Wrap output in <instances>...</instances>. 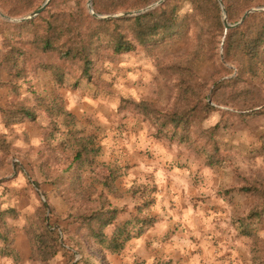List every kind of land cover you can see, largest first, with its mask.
<instances>
[{
    "label": "rangeland",
    "instance_id": "1",
    "mask_svg": "<svg viewBox=\"0 0 264 264\" xmlns=\"http://www.w3.org/2000/svg\"><path fill=\"white\" fill-rule=\"evenodd\" d=\"M9 1L0 0V4ZM33 1L38 8L45 2ZM177 1L181 15L191 12L189 0ZM242 2L244 13L264 7V0ZM70 6V1L60 0L58 8ZM4 22L17 24L0 17V56L9 43L20 37L31 38L19 35ZM196 32L199 35L193 29L187 37L157 47L139 46L122 54L107 51L99 87L84 80L76 83L71 74L58 86L41 70L30 72L18 84L0 87V208L17 211L15 219L6 218L11 253H0V264H41L35 261L31 234L44 202L53 209L50 223L63 229L65 244L76 250L75 242L80 238L74 234L70 214L79 204L74 197L68 201L58 194L61 185H54L52 179L72 157L75 137L82 136L91 137L99 148L92 166L81 170L82 182L100 191L98 181L109 173V167L117 168L122 174L116 182L120 195L107 198L120 210L119 220H130L134 215L157 220L144 235L127 243L120 254L90 248L100 264H147L136 258L147 253L153 258L169 254L190 264L214 260L263 263L264 214L260 219L249 216L253 210L264 208V198L245 188L256 186L264 191V85L254 80L240 83L235 92L248 101L227 99L220 90L208 99L215 110H197L192 116L191 137L203 148L208 146L198 133L218 128L221 165H207L202 151L160 133L148 117L153 108L167 112L175 107L179 82H186L201 94L213 87L215 79L235 76V72L226 75L220 65L224 62V37L219 39L205 28ZM33 56L47 59L41 54ZM3 79L8 77L3 74ZM33 92L59 98L74 117L68 125L62 118L56 119L61 132L54 137L49 136L51 119L40 110L35 111V119L20 118L5 126L2 110L21 101L31 103ZM151 199L154 203L146 206L144 202ZM249 230L253 234L248 236ZM155 262L152 264H173L171 259ZM50 264L73 263L59 254Z\"/></svg>",
    "mask_w": 264,
    "mask_h": 264
},
{
    "label": "trees",
    "instance_id": "2",
    "mask_svg": "<svg viewBox=\"0 0 264 264\" xmlns=\"http://www.w3.org/2000/svg\"><path fill=\"white\" fill-rule=\"evenodd\" d=\"M67 1L71 3L68 9H59L60 0H52L43 13L30 21L17 24L4 22L19 31V35L25 34L31 38L26 40L20 37L15 43H9L0 56V87L18 84L36 70L49 73L52 82L58 86H62L66 77L71 74L76 83L84 80L99 87L105 72L103 61L107 51L122 54L134 51L139 46L157 47L162 43L185 38L193 29L199 35L196 29L199 31L200 28H205L219 39L224 37V62L220 61V65L227 72L226 75L235 72V76L222 81L220 78L215 79L213 87L206 88L201 94L186 82H179L175 107L167 112L153 108L148 117L160 133L170 134L172 138L189 143L195 151H202L207 165H221L216 140L218 128L198 133L208 146L203 148L198 139L191 137L189 122L197 110L209 113L216 109L208 99L220 90L224 96L227 95V99L235 100L241 99L235 92L240 83L254 80L264 85V12L251 14L243 25L225 33L217 0H189L192 9L184 15L179 12L177 0H166L145 14L113 19H96L91 16L86 8L87 0ZM156 1L93 0V6L98 14H116L139 10ZM222 1L229 22L236 23L245 11L242 0ZM37 8L33 0H10L9 3L0 4V9L10 17H20ZM33 54L47 56V59L36 60ZM3 74L8 79L4 80ZM241 100L248 101L249 98ZM36 110L44 112L51 119L50 137L61 132L56 119L62 118L65 125L74 119L59 98L33 92L31 103L21 101L13 108L2 110L5 126L9 127L20 118L35 119ZM254 113L258 114L259 111ZM74 148L69 162L52 182L54 185H61L57 189L58 194L68 201L74 197L79 204L70 216L75 225L74 234L79 236L80 242H75L76 250L65 244V233L60 226L50 223L53 209L44 202L37 211V226L31 234L35 261L41 264H50L59 254L67 257L73 264H100L98 258L90 253V248L110 255L120 254L127 243L144 235L157 222L152 216L135 215L130 220L120 221V210L107 197H119L116 182L122 176L121 172L115 167H109V173L98 181L100 191L91 185L87 186L81 180V170L92 166L99 148L91 137L84 136L75 137ZM245 190L264 198V191L256 186ZM154 201L151 199L144 204L151 206ZM47 209L50 210L49 216ZM263 214L264 208L253 210L249 218L260 219ZM16 217L15 208H0V253H11L12 238L6 229V218ZM252 234L251 230L247 232L248 236Z\"/></svg>",
    "mask_w": 264,
    "mask_h": 264
},
{
    "label": "water",
    "instance_id": "3",
    "mask_svg": "<svg viewBox=\"0 0 264 264\" xmlns=\"http://www.w3.org/2000/svg\"><path fill=\"white\" fill-rule=\"evenodd\" d=\"M166 0H157L156 2L150 4L149 6L139 9V10H132V11H126V12H121V13H117V14H98L94 11V7H93V0H88L87 2V8L89 13L96 19H113V18H121V17H135V16H139L142 14H145L153 9H155L156 7L160 6L161 4H163ZM51 2V0H45V2L42 4V6L40 8H38L37 10L31 12L30 14L20 17V18H11L9 16H6L5 14H3L0 11V17L6 21L12 22V23H23V22H27L30 21L34 18H36L37 16H39L41 13L44 12V10L48 7L49 3ZM220 9H221V18H222V23L224 25V28L226 30V32L228 30L231 29H235L238 28L239 26L243 25L244 22L246 21V19L254 13H261L264 12V7H256V8H251L249 10H247L242 17L240 18V20L234 24H231L228 21V17H227V11L226 8L224 6V3L222 0H217Z\"/></svg>",
    "mask_w": 264,
    "mask_h": 264
},
{
    "label": "crops",
    "instance_id": "4",
    "mask_svg": "<svg viewBox=\"0 0 264 264\" xmlns=\"http://www.w3.org/2000/svg\"><path fill=\"white\" fill-rule=\"evenodd\" d=\"M140 253H142V252H140ZM136 258L138 260L139 259L146 260L147 264H152V263H154V261H156V262H159V261L160 262L169 261L170 259L172 260L173 264H190V262H188L187 259L186 260H183V261H179V258L176 259L172 255L164 254V253L159 254L158 256H155L154 258L153 257H150L149 253H147V254H141V255H136ZM200 263L201 262H199L198 264H200ZM201 264H231V262L228 261V260H224L223 262L214 260V262L213 261H208L206 263L203 262Z\"/></svg>",
    "mask_w": 264,
    "mask_h": 264
}]
</instances>
